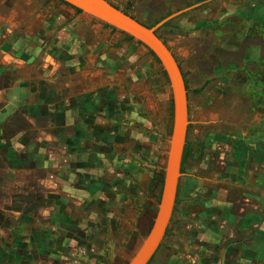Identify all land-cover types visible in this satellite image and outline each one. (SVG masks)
<instances>
[{"label":"rangeland","instance_id":"374dc122","mask_svg":"<svg viewBox=\"0 0 264 264\" xmlns=\"http://www.w3.org/2000/svg\"><path fill=\"white\" fill-rule=\"evenodd\" d=\"M109 1L146 25L183 9L155 33L183 71L187 142L201 154L184 165L148 264H264V204L224 176L239 131L264 113L259 60L247 63L264 55V0ZM148 51L57 0H0V264H125L133 253L156 210L151 177L171 121ZM254 212L260 241L242 228Z\"/></svg>","mask_w":264,"mask_h":264},{"label":"water","instance_id":"95a60500","mask_svg":"<svg viewBox=\"0 0 264 264\" xmlns=\"http://www.w3.org/2000/svg\"><path fill=\"white\" fill-rule=\"evenodd\" d=\"M80 11L114 27L142 43L156 58L168 83L171 101L170 130L166 143L161 175L159 199L152 221L125 264H145L161 240L168 223L180 175V159L185 140L187 119L186 93L184 82L172 52L155 33V28L178 14L171 12L155 25L146 24L132 18L107 0H63ZM190 7V6H189Z\"/></svg>","mask_w":264,"mask_h":264},{"label":"crops","instance_id":"0c3cea01","mask_svg":"<svg viewBox=\"0 0 264 264\" xmlns=\"http://www.w3.org/2000/svg\"><path fill=\"white\" fill-rule=\"evenodd\" d=\"M244 55H252L250 45L246 47ZM253 58L256 59V62L248 60V65L250 63L256 64L257 60H259L258 65L260 70H258V73L260 76H264V55L260 52H256ZM262 84L263 81L261 79H259L257 83H254L257 89L261 87ZM262 97L261 103H263L264 107V96ZM252 120L253 125H247L243 131H239L240 136L238 142L240 145L236 148V153L239 157L238 163L229 165L226 170L227 174L224 176L228 181L233 179L238 181L240 185L252 188L253 193H249L251 194L250 197H253L252 201L260 207V205L263 206L262 204H264V190H261L262 187H264V113L261 114L260 117L252 118ZM193 153L194 151L191 149L190 154H192V157L195 156ZM188 160H190V158H187L184 165ZM182 173H184V169ZM179 190L178 196L180 197ZM256 219H258V215H256L255 212L252 216L250 214H245V222L242 224V228L251 227L252 224V228L245 229L246 233L252 230L255 240L260 241L261 232L257 227L258 223L256 222H258V220L256 221Z\"/></svg>","mask_w":264,"mask_h":264},{"label":"trees","instance_id":"16d2710c","mask_svg":"<svg viewBox=\"0 0 264 264\" xmlns=\"http://www.w3.org/2000/svg\"><path fill=\"white\" fill-rule=\"evenodd\" d=\"M57 1H59V2H61V3H64V4H67L66 2H64L63 0H57ZM109 3H111L109 0H107ZM198 1H201V0H194V2H198ZM114 7H116V8H118L116 5H114L113 3H111ZM67 5H69V4H67ZM71 6V5H70ZM71 7H73V6H71ZM74 8V10L76 11V12H80V10L78 9V8H75V7H73ZM124 13H127L124 9H121ZM169 13H171V12H166L165 14H163L159 19H161V18H163L164 16H166V15H168ZM132 18H134L132 15H130ZM169 21H170V19H168V20H166L165 22H163L160 26H166V25H168V23H169ZM104 25L105 26H108V24H106V23H104ZM147 27H150V26H152V23H150V24H147L146 25ZM111 29L112 30H114L115 28L114 27H111ZM121 33H123V32H121ZM123 38L125 39V40H127V41H131L132 40V37L131 36H129V35H127V34H125V33H123ZM162 42L165 44V41H164V39H162ZM169 48V47H168ZM150 54H151V52L150 51H148ZM151 56H152V58L157 62V60H156V58L151 54ZM161 72H162V70H161ZM163 73V72H162ZM205 83V82H204ZM204 83H202L199 87H197V88H193V89H191V91L193 92V93H199L200 91H201V89L204 87ZM190 145L186 142V140L184 141V144H183V148H182V153H181V159H180V167H179V171L180 172H182V165H183V163H184V161H185V159L187 158V157H191V154H190ZM196 158H198V155L196 156ZM152 176L153 177H151L152 179L155 177V176H158V178H160L161 177V172L159 171V172H156V173H153L152 174ZM151 179V180H152ZM159 184L161 185V180L159 179ZM160 192V187H159V189H158V193ZM178 203V200L175 198L174 199V204H173V207H172V212H174V210H175V206H176V204ZM171 221V217L169 218V222ZM165 233V232H164ZM159 245H160V243L157 245V247L155 248V250H154V252L151 254V256L149 257V259L146 261V263L145 264H148L151 260H152V258H153V256H154V254L157 252V250H158V247H159Z\"/></svg>","mask_w":264,"mask_h":264},{"label":"flooded vegetation","instance_id":"af4514ba","mask_svg":"<svg viewBox=\"0 0 264 264\" xmlns=\"http://www.w3.org/2000/svg\"><path fill=\"white\" fill-rule=\"evenodd\" d=\"M112 3V2H111ZM161 40H162V38H160ZM172 55H173V57H174V59L176 60V58H175V56H174V54L172 53ZM176 64H177V66H178V68H179V71H180V73H181V76H182V79H183V82H184V87H185V93H186V102H187V90H186V85H185V80H184V74H183V71L181 70V67H180V65H179V63H178V61L176 60ZM204 83V82H203ZM205 85V84H204ZM186 107H187V119H188V106H187V103H186ZM187 133H188V124H187V126H186V133H185V140H186V142H187ZM184 140V141H185ZM188 143V142H187ZM189 144V143H188ZM190 145V144H189ZM190 148H191V146H190ZM192 149V148H191ZM191 149H190V152H191ZM200 154H201V152H200V150L198 151V153L195 155V156H193L192 157V154H191V157H187V158H190V160H196V159H198L199 158V156H200ZM198 155V158H196V156ZM187 158L185 159V161L187 160ZM184 161V162H185ZM184 169V163H183V165H182V170ZM182 172H180V174H181ZM179 183H180V175H179V177H178V180H177V186H176V192H175V198L178 200V203L176 204V206L180 203V201H181V198L178 196V190H179ZM174 198V199H175ZM174 204V203H173ZM176 206H175V210H174V212L176 211ZM174 212H172L171 211V214H170V217H171V221L169 222V220H168V223H167V225H166V227H165V230H164V232L165 233H163V235H162V237H161V240L159 241V243H160V245H159V247L161 246V244H162V239H163V237L164 236H166V234H167V231H168V226H169V224L172 222V215H173V213ZM169 217V218H170ZM158 243V244H159ZM157 244V245H158ZM157 247V246H156ZM158 247V248H159ZM154 252V251H153Z\"/></svg>","mask_w":264,"mask_h":264}]
</instances>
